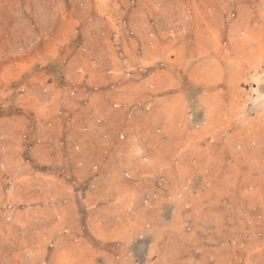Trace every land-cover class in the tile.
Listing matches in <instances>:
<instances>
[{
  "label": "rangeland",
  "instance_id": "1",
  "mask_svg": "<svg viewBox=\"0 0 264 264\" xmlns=\"http://www.w3.org/2000/svg\"><path fill=\"white\" fill-rule=\"evenodd\" d=\"M0 264H264V0H0Z\"/></svg>",
  "mask_w": 264,
  "mask_h": 264
}]
</instances>
